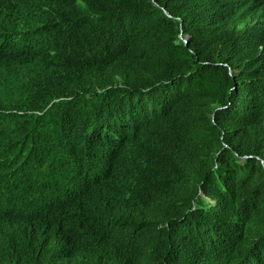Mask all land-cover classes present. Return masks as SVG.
I'll list each match as a JSON object with an SVG mask.
<instances>
[{
    "label": "trees",
    "instance_id": "16d2710c",
    "mask_svg": "<svg viewBox=\"0 0 264 264\" xmlns=\"http://www.w3.org/2000/svg\"><path fill=\"white\" fill-rule=\"evenodd\" d=\"M16 115L0 264H264V0H0Z\"/></svg>",
    "mask_w": 264,
    "mask_h": 264
},
{
    "label": "rangeland",
    "instance_id": "374dc122",
    "mask_svg": "<svg viewBox=\"0 0 264 264\" xmlns=\"http://www.w3.org/2000/svg\"><path fill=\"white\" fill-rule=\"evenodd\" d=\"M24 89H27V88H24ZM10 119L7 121L0 122L1 127L5 128L6 130L8 129L7 132H9V135H7V138L0 140L1 143L5 144V145L8 144L7 148L9 149L8 151L3 150V153L0 155V160H2L1 157H6L8 160V165H12V163H14L16 166H19L18 163H15L16 162L15 157L18 154V150L17 149L13 150V148L14 147H16V148L22 147V145L24 143L23 138H24L25 133L23 132V127H20L17 129L15 127H18V126H15V125L19 124V121L27 120V117H25V115H23V117H17V115H16L13 119L12 118H10ZM9 151H11V152L9 153ZM12 155H14V157H10ZM10 162H12V163H10ZM12 169L13 168L8 167V172H10ZM14 169H15V167H14ZM11 173H13V170ZM192 261H193V264H214L213 258L207 254L204 256L198 257V258H194V259H192Z\"/></svg>",
    "mask_w": 264,
    "mask_h": 264
}]
</instances>
